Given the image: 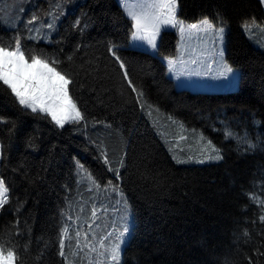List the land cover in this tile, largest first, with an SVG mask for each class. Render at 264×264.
I'll use <instances>...</instances> for the list:
<instances>
[{"label": "trees", "instance_id": "1", "mask_svg": "<svg viewBox=\"0 0 264 264\" xmlns=\"http://www.w3.org/2000/svg\"><path fill=\"white\" fill-rule=\"evenodd\" d=\"M205 17L227 28L235 92L176 89L160 57L128 47L118 0H0V47L19 39L67 75L84 117L60 128L0 82V252L109 264L120 196L134 219L121 264H264V49L243 27L264 36V7L179 0L181 21ZM161 34L159 55L174 54Z\"/></svg>", "mask_w": 264, "mask_h": 264}, {"label": "snow or ice", "instance_id": "2", "mask_svg": "<svg viewBox=\"0 0 264 264\" xmlns=\"http://www.w3.org/2000/svg\"><path fill=\"white\" fill-rule=\"evenodd\" d=\"M146 7L157 8L161 12L157 15H149L146 12L138 15L132 11L128 12V15L133 20V28L135 29L132 32L134 40L147 41L152 48H155L161 24L180 25V32H184L183 22L176 17V0H164L161 3L147 4ZM200 26H203L205 30L214 31L222 42L223 25L217 28L216 24L205 17L199 24H192L189 27L195 29ZM51 27L52 25L50 24L49 28ZM243 27L245 30L248 28L246 24ZM113 55L116 56V53L113 52ZM116 60L120 62V67L123 68L124 63L119 56H116ZM169 63L174 64L175 61H169ZM227 74H233L232 83L235 84L236 77L233 68L224 63L223 71L220 75L226 76ZM124 75L127 77L126 71ZM0 82L11 90L20 105L34 113L39 111L47 114L51 121L60 128H63L66 123H79L84 119L83 114L69 95V85L72 80L61 71H58L56 67H53L47 60H43L38 56H31L29 61V58L21 50L19 39L15 41V46L12 49L0 47ZM128 84L133 91H136L131 80H128ZM138 96H142V93H138ZM215 158L222 159L219 155ZM7 193L8 188L4 185L3 180L0 179V207L7 203ZM65 231L67 230L65 229ZM123 232L130 234V229L126 227ZM85 235L87 237V234ZM113 259H115V254H113ZM0 264H14V253L8 251L7 256H5L0 252Z\"/></svg>", "mask_w": 264, "mask_h": 264}, {"label": "rangeland", "instance_id": "3", "mask_svg": "<svg viewBox=\"0 0 264 264\" xmlns=\"http://www.w3.org/2000/svg\"><path fill=\"white\" fill-rule=\"evenodd\" d=\"M261 1L264 7V0ZM161 2H164V0H123V3L122 0H118L119 5L132 23L133 20L128 15L129 11L135 12L138 15L145 12L149 15H157L161 12L160 9L149 8L146 7V5ZM176 3V17L181 21L178 18L179 0H176ZM182 22L184 26L183 33L179 30L180 25L172 26L161 24L159 34L156 38L155 48H152L147 41L134 40L132 38V32H134L135 29L132 28L128 47L146 51L160 57L167 67L168 77L174 81L175 87L178 90L205 93H232L237 91L240 87L241 70L239 67L231 64L227 58V28L224 26L223 40L221 42L214 31L205 30L203 26L195 29L189 27L192 24H199V22ZM218 27L219 26H217V28ZM164 31H173L177 36L176 51L174 54L168 56L159 55L162 38L161 33ZM262 31L259 29L256 30L253 27H248L246 34L254 45L264 49V36L261 35ZM169 61H175V63L170 64ZM224 63H227L233 68L236 77L235 84L232 83L233 74H227L226 76L220 75L223 71ZM67 124L69 123H66L65 126ZM116 201L119 203L121 210L119 211L120 216L115 222V227L110 231V235H113V238L111 239V245L107 247V250L110 249L111 253L109 264L122 263L124 249L128 244L134 223L130 205H125L120 196H118ZM3 206L0 207V212ZM126 227L130 229V234L123 232V229ZM113 254H115V259H113Z\"/></svg>", "mask_w": 264, "mask_h": 264}]
</instances>
